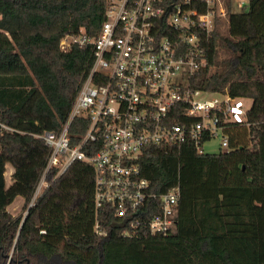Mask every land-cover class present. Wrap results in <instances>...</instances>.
<instances>
[{"label": "trees", "instance_id": "16d2710c", "mask_svg": "<svg viewBox=\"0 0 264 264\" xmlns=\"http://www.w3.org/2000/svg\"><path fill=\"white\" fill-rule=\"evenodd\" d=\"M106 4L0 0V120L17 131L0 133V264H147L155 247L168 255L154 264H264V0H247L241 11L228 0L226 18L202 37L206 66L190 82L250 100L241 124H225L227 151L200 154L184 143L149 147L139 159L151 191L179 184L171 233L123 237L114 210L95 209V172L81 161L58 177L48 171V187L29 207L50 156L35 135L61 131L93 63L92 44L61 51L59 43L67 35L96 38ZM85 129L80 119L72 123L74 142ZM17 197L22 213L13 216Z\"/></svg>", "mask_w": 264, "mask_h": 264}, {"label": "built area", "instance_id": "2783aa9c", "mask_svg": "<svg viewBox=\"0 0 264 264\" xmlns=\"http://www.w3.org/2000/svg\"><path fill=\"white\" fill-rule=\"evenodd\" d=\"M227 2L107 0L96 38L61 39V51L73 44H92L93 63L61 131L35 135L50 156L29 207L48 187V171L57 169L58 177L81 161L95 172V209L111 207L124 222L123 237L168 235L174 230L179 184L163 194L151 191L140 176L139 159L149 147L184 143L203 154L207 136L222 133L227 122L245 120V99L216 93L206 100L207 93L190 86L193 75L206 66L202 37L209 36L215 20L226 18ZM235 3L240 11L245 5ZM76 119L84 121L86 129L74 142L69 129ZM4 132L17 131L0 120ZM220 146L227 147L225 136ZM95 229L103 234L98 225Z\"/></svg>", "mask_w": 264, "mask_h": 264}, {"label": "rangeland", "instance_id": "374dc122", "mask_svg": "<svg viewBox=\"0 0 264 264\" xmlns=\"http://www.w3.org/2000/svg\"><path fill=\"white\" fill-rule=\"evenodd\" d=\"M232 1L234 2L233 3V10L240 11V9L236 7L235 0H232ZM241 1L243 3H246L247 0H241ZM212 98H213V96L211 94H207L204 96V99H206V100H210ZM245 103L248 107L250 106V100L246 99ZM222 138H223L222 133L216 132L215 136H212V138H210L208 141H206L203 144V146H202L203 154H219L220 152L227 151V148H222L220 146V144L222 142ZM6 169H7V172H6L5 176H6V183H7V187H8L12 183L11 178H10V175L12 173V168L10 165H7ZM22 207H23L22 198L17 197L15 199V201L8 207V212L11 215L16 216V215L22 213ZM162 249L163 248L155 247L153 251H151L149 254L146 255V257H144V261L147 262V264H154L155 262L162 261V260H160L161 259L160 257L166 256L163 254L164 252L166 253V250L161 251Z\"/></svg>", "mask_w": 264, "mask_h": 264}]
</instances>
